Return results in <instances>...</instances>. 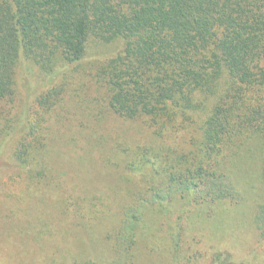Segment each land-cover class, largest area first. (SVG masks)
<instances>
[{
  "label": "trees",
  "instance_id": "1",
  "mask_svg": "<svg viewBox=\"0 0 264 264\" xmlns=\"http://www.w3.org/2000/svg\"><path fill=\"white\" fill-rule=\"evenodd\" d=\"M91 42L119 44L96 65V83L109 111L150 132L151 143L132 150L116 139L113 148L126 161L114 201L106 193L64 199L62 215L74 220L59 230L42 217L4 230L11 194L0 189V254L6 264H28L27 243L42 244L44 253L60 233L84 229L88 212L102 222L117 211L119 225L105 236L111 259L104 251L92 257L96 250L85 259L62 257L54 246L42 261L137 264L140 242L155 235L149 218H161L169 224L174 264H182L188 219L211 222L212 233L220 229L224 208L249 197L248 164L264 191V0H0V147L17 137L9 163L24 170L27 192L47 186L55 170L56 138L43 123L67 83L41 94L33 113L17 114L16 70L27 61L52 84L59 69L82 62ZM174 204L182 206L172 224ZM253 222L264 242V199ZM208 264L243 263L215 250Z\"/></svg>",
  "mask_w": 264,
  "mask_h": 264
},
{
  "label": "rangeland",
  "instance_id": "2",
  "mask_svg": "<svg viewBox=\"0 0 264 264\" xmlns=\"http://www.w3.org/2000/svg\"><path fill=\"white\" fill-rule=\"evenodd\" d=\"M118 49V43L103 46L91 42L82 62L78 66L70 65L59 69L60 74L52 84L48 83L53 77L45 76L27 61L19 64L16 70L15 113L18 114V111L20 114L33 113L35 109H39L36 99L41 94L63 83H67V88L66 92L62 93V102L57 105V110H51L43 123V127L48 126L56 138V143L51 144L55 153H52L50 148L55 170L49 176L47 186L38 189V192L25 191L27 183L24 170L17 166L19 164L9 163V154L15 146L17 137L10 141L6 150L3 148L4 144L0 147L4 155V161H0L1 195L5 197L11 194L5 208L7 217L1 224L4 230L20 227L27 218L37 217L44 218L49 225L51 224V229L59 230L58 228L62 227H56L57 225L74 220L71 215H62L64 199L69 197L75 199L79 196L100 198L99 196L106 193L105 200H112L119 191L120 175L124 173L121 166L123 167L126 161L123 160L124 156L114 150L115 140L119 139L121 143L126 144L125 147L132 150L136 149V144L151 143L150 132L133 123L119 120L109 111L106 101L103 100V90L96 83L94 76L98 68L96 65L99 66L115 55ZM29 109L30 112L27 113ZM103 138L105 141H102ZM109 161L121 163L117 167L112 166ZM248 165L249 174L244 186L246 189L250 188L249 197L242 205L224 208L220 229L212 233L211 222L202 224L194 219H188L183 248L180 251L182 264H195V261L196 264H208L215 250L232 252L235 259L243 264H264V242L253 222L257 209L264 199V191L256 174L255 165L251 163ZM127 187L125 185L123 189ZM181 206L174 204V211L171 212L169 219L172 224L175 223ZM109 207L115 211L117 203ZM86 216L89 224L84 229L60 233L55 244L46 242L47 248L44 247V253L39 251L42 244L27 243L28 252L23 256V261L28 264H46L41 256L51 253L54 246L62 251L58 255L62 257L71 255L73 258L85 259L90 255L89 250H96L92 257H101L103 254L101 252L104 251L103 255L111 259L105 236L119 225V218L116 219L117 211L115 215L107 216L102 222L99 218L91 220L94 215L92 216L90 212ZM149 222L155 235L140 242L137 264H174L173 250L166 231L167 221L159 218L157 223L154 218H149ZM68 228L65 230L68 231ZM152 247H157V250L154 251ZM6 262H8L6 257L0 254V264Z\"/></svg>",
  "mask_w": 264,
  "mask_h": 264
}]
</instances>
